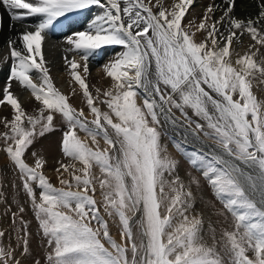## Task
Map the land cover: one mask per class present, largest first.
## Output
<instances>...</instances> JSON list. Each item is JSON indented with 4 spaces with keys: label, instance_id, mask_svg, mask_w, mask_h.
Wrapping results in <instances>:
<instances>
[{
    "label": "snow or ice",
    "instance_id": "6c2138e0",
    "mask_svg": "<svg viewBox=\"0 0 264 264\" xmlns=\"http://www.w3.org/2000/svg\"><path fill=\"white\" fill-rule=\"evenodd\" d=\"M193 3L177 0L168 9L157 8L159 0H0L11 21H37L8 40L11 64L0 105L11 106L14 116L4 125L10 131L0 134V151L20 181L12 187L27 199L13 197L12 212L0 175V203L7 205L5 215L11 212L17 240L5 246L0 230V264H42L32 256L27 205L46 240L43 264H264V100L251 88L253 80L264 81V59H257L264 57V0L254 19L237 18L235 0H221L209 4L198 23H182ZM93 8L99 12L86 26L69 25L65 49L74 54L65 57L66 66L94 117L89 120L54 87L42 44L62 20ZM244 37L253 43L241 55ZM109 48L121 49L103 66L111 87L93 95L85 79L90 62ZM13 82L42 105L38 115L21 107ZM57 116L65 126L64 157L82 165L60 163L61 187L45 174L39 151H32V165L26 162L28 150L57 130ZM169 127L201 145L186 157L201 176L179 175L180 162L161 142ZM98 137L106 148H99ZM94 166L103 179L92 173ZM201 177L214 197L205 203L207 221L196 210L198 197L204 199ZM117 217L120 242L109 224Z\"/></svg>",
    "mask_w": 264,
    "mask_h": 264
},
{
    "label": "rangeland",
    "instance_id": "374dc122",
    "mask_svg": "<svg viewBox=\"0 0 264 264\" xmlns=\"http://www.w3.org/2000/svg\"><path fill=\"white\" fill-rule=\"evenodd\" d=\"M94 11L95 10L92 11L93 16H95L99 12V10H97L95 12ZM89 15H91V14H90V12L87 11V13L84 14V16L80 19V23H83L85 17L89 16ZM87 22L85 23L84 26H86ZM74 24H77L79 26L78 21L75 22ZM80 26H83V24ZM251 43H253V42H251ZM66 48H67V45H64V47L62 46L61 48H58L57 49V55H54V58L58 59V56H61V54H62L61 57L63 58V60H60L59 64L66 65L65 57H67L69 59L73 58L74 54L71 52H67L65 50ZM60 50H62V51H60ZM262 51H264V49H262ZM243 54H244V52L242 53V55ZM115 55H116V52H114V51L112 52L111 48H109L106 52L99 53L98 58H97V63L93 64V65L92 64L89 65L90 72H96L98 74V72H99L98 68H100L102 70L103 62L104 61L110 62L111 60L114 59ZM43 56L45 59V63H47L48 65L53 62L52 61V59H53L52 54L50 56L47 53V51L45 50V48H44ZM75 58L77 60H79L78 56ZM1 59H2V57L0 58V60ZM257 59L258 60L264 59V57H261L260 54L258 53ZM0 63H2V62H0ZM47 67L49 69V66H47ZM51 73H52V71L49 70V74H51ZM53 80H56V79L54 78ZM59 80H61V75L58 76V81ZM251 88H252L254 95H256L258 99L264 100V81H261L259 79L253 80ZM97 104L101 108V111H107L108 110L107 106L105 104H102L99 102H97ZM84 113H85V116L89 120L94 118L93 116H89V115L87 116L85 110H84ZM176 115L179 116L180 115L179 112H177ZM63 127H65V126L60 123V117L57 116V130L52 132L51 134H46L44 137L40 138L38 140V142H36L35 147L30 148L27 152V159L28 160L26 162H28L30 165H32L34 162L33 157L31 155L32 151H39L40 154L43 155L44 158L50 157V159L52 161H54L55 167L52 168V170H54V169L55 170L53 171V173L52 174L47 173V171H45L46 169H44V172L48 176L50 182L53 183V185L56 187H61V185L59 184V182L57 180L54 181L51 175H53L54 173H57L56 169H57V167L60 166V163H63V161H64V162H67L68 165H71L74 163L76 165V168L82 167V165L78 161H72L70 158H67V160L64 159L62 161V159L59 158L61 156H64L62 151H61ZM77 134L80 137V139L82 141H84L85 143H87L90 147H93L94 149L96 148V145L92 144L91 137L86 136V134L84 132H81L79 130H77ZM181 135H183V134H181ZM97 140H98V145H99L100 149H104L107 147V145L104 143V141L101 137H98ZM161 142H162V144L166 145L167 152L173 158H175L177 161L180 162L179 175L182 178H184L186 180L187 179L186 173H188V172H191L192 175H195V176H201L200 172H198L195 169L190 167L188 160L186 158L193 151H196V150L201 149V148H199L198 146H196L193 143H192V145L189 144L190 142H188V141H186V143H185V141L183 139H180L179 137L173 135L172 133H169V131H168V135L163 137ZM2 143H3V140L0 139V144H2ZM1 152H2V154L0 155V160H2V164H0V169H3V167H4V169H6L5 172H6L7 179H8V181L6 183V190H5V192L8 194V204H12V198L13 197H16L21 203H24L25 200L27 199L25 194L22 191H19V193L17 194V189L12 187V181L13 180H15L17 185L20 184V181L17 178V176L13 175L12 165L10 164L7 156L5 155V153L3 151H1ZM71 170L72 169L70 168L69 171H71ZM61 171H63V170H61ZM91 171L95 175L97 180L104 178V174L100 172L98 167L94 166ZM2 176H4V178H5V175H2ZM64 178L71 179L70 175H68V174L67 175L64 174ZM201 179H202V177H201ZM202 183L204 185V187H203V198L204 199H203V202H201L199 197H198V202L196 204V210L197 211H203L204 215H205V219L207 221L208 209L205 208V203L213 201L214 197H213V193H212L211 189L208 187L207 183L205 181H203V179H202ZM71 190H77V189L75 187H73ZM95 198L98 201L102 200L98 183H97V193H96ZM6 207H7V205H4L3 208L0 207V230L5 231V236H4L2 242L5 246H8L9 244H11L13 247H15L17 244L16 232L13 230L11 212H9L7 215L4 214ZM26 207L28 208V210L23 215H24V219L27 220L29 223V231L31 233L30 248H31L32 256L37 258V259H41L42 264H43V259L47 253L46 240H44L42 238V235H41L40 230H39L38 222L36 221L32 211H31L30 205H27ZM216 207H220L219 203L216 204ZM11 211L12 212L16 211L15 204H12ZM101 212H103V209H101ZM139 215L140 214L137 213L136 216L133 217V221L135 219H137L139 217ZM105 218L108 219L107 216H105ZM211 219H212L213 223H215L218 218L216 216H212ZM131 222L132 221H130V223ZM109 224H110L111 234L113 235V237L115 239H117L118 242H120L118 217L116 218L115 223H113L112 220H109ZM219 227L220 226L217 225V236L218 237H219ZM205 229H207V223L205 224ZM134 231H135V229H134ZM205 238L208 239L207 232L205 233ZM221 251H222V249H221ZM26 264H31V261L29 260L28 262H26Z\"/></svg>",
    "mask_w": 264,
    "mask_h": 264
},
{
    "label": "bare ground",
    "instance_id": "6f19581e",
    "mask_svg": "<svg viewBox=\"0 0 264 264\" xmlns=\"http://www.w3.org/2000/svg\"><path fill=\"white\" fill-rule=\"evenodd\" d=\"M147 2V0H146ZM177 2V0H159V4H157V8H159L161 5L164 8L171 9L172 5ZM153 4H156V0H152ZM211 3H216L219 4L221 3V0H194L193 5L190 6L188 13H186V16L182 23H187L189 20L195 19V21L198 23L200 19L203 17V14L205 10L207 9L208 5ZM260 3L261 0H235V7H234V12L235 16L240 19H248V18H255L259 11H260ZM93 10L97 11L99 9L93 8L90 11L89 16H87V19L89 21L90 18L93 17ZM94 11V12H95ZM87 13V12H85ZM79 14V15H73L69 20H62L61 23L57 24L54 29L46 36V38H52L53 40H48L44 39V44H42V53L44 52V48L47 51V53L51 56L52 54V63L47 64L45 63V66H49V70L52 71L50 74L52 78V83L56 89H58L62 94L68 96L70 104L76 108V109H81L86 111V115L92 116L89 112V109L86 106V99L83 97L82 90L79 88V85L76 84L70 75L69 69L66 65L59 64L60 60H63L61 56H58L57 58H54V55H57V49L61 48L62 46L66 44V36L68 35L70 29L69 25L71 24L74 29H80L83 26H78L77 24H74L75 22L79 21L81 17L84 16V14ZM0 15L3 16V27L0 28V58H1V53H3L2 49L3 47L6 48L8 46V40L9 39H17L18 35L21 31L25 29L26 26L32 25L35 22V18H27L25 22L22 24L20 22H13L10 20L8 13L6 10H4L2 7H0ZM217 17L220 15V12L217 11L215 14ZM86 18V17H85ZM11 25V27H10ZM199 37V34H198ZM251 43V41L247 38L244 37V44L243 46L237 45V51L240 52L242 55L243 52H246L248 50V46ZM50 50V51H49ZM112 52H119L121 49L120 48H111ZM97 58L98 54L96 55L95 58H93L90 62V65L96 64L97 63ZM108 62L104 61L102 64V70L100 68L98 74L96 72H90L86 77V82L89 85L90 91L93 93V95H96V89H100L101 93L103 91L109 89L111 87L112 81L110 77H107V75L103 72V66L107 64ZM48 68V67H47ZM7 66L6 64L0 63V98H2V88L4 87L5 81L7 79ZM61 75V80L58 81V76ZM81 75L85 76V74L81 71ZM34 82L39 84L40 80L38 79L39 74L33 71L32 73ZM56 80H53V79ZM14 82L12 91L13 94L16 96L18 99L19 103L21 104V107L25 110L26 113L29 114H34L38 115V109L42 105L38 101L35 100V98L32 96L31 91L28 89H25L21 87L18 83ZM20 86V87H19ZM14 116V112L11 108V106H5V105H0V134L10 131V128H5V122L10 121ZM170 128V127H169ZM173 132V135H177V132L181 133V131L175 130L170 128ZM180 134V135H181ZM183 136V135H181ZM187 138H192L191 136ZM182 141V140H181ZM192 141H194L196 146L201 148V145L195 141L192 138ZM186 143V141H185ZM211 143V142H208ZM192 145V143H189ZM204 149V148H203ZM204 152H207L204 150ZM2 152L0 151V155ZM62 159V161L65 159L67 160L66 157L61 156L59 157ZM28 160V159H27ZM46 160V165L44 169L47 171V173L52 174L53 171L52 168L55 167L54 161L50 159V157H45ZM30 161V160H29ZM64 164H68L67 162H64ZM0 164H2V160H0ZM49 168V169H48ZM58 168V167H57ZM51 170V171H50ZM6 169H0V175H5V184L7 183V175H6ZM65 175H69V173H64ZM59 173H54L52 176L53 180H57V176ZM58 181V180H57ZM59 182V181H58ZM6 190V186L4 188V191ZM5 204L0 203V207L3 208ZM5 227V226H4Z\"/></svg>",
    "mask_w": 264,
    "mask_h": 264
},
{
    "label": "water",
    "instance_id": "95a60500",
    "mask_svg": "<svg viewBox=\"0 0 264 264\" xmlns=\"http://www.w3.org/2000/svg\"><path fill=\"white\" fill-rule=\"evenodd\" d=\"M170 133H172L173 131L170 129V128H168L167 129ZM181 133H179V132H177V137H179L180 139H183L184 141H188V142H190V143H195L194 141H192V138H185L184 136H181L180 135ZM196 144V143H195ZM203 150H205V151H208V148L207 147H204V149Z\"/></svg>",
    "mask_w": 264,
    "mask_h": 264
}]
</instances>
